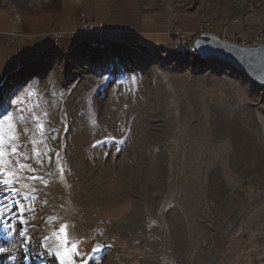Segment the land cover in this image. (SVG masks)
<instances>
[{
    "label": "rangeland",
    "instance_id": "rangeland-1",
    "mask_svg": "<svg viewBox=\"0 0 264 264\" xmlns=\"http://www.w3.org/2000/svg\"><path fill=\"white\" fill-rule=\"evenodd\" d=\"M134 1L172 26L127 41L143 54L102 43L74 51L66 37L56 49L70 55L0 87V123L23 154L12 162L34 169L19 172L15 196L0 188V264H60L62 224L78 242L76 264H264V86L199 63L197 34L182 40L176 25L191 15L203 32L264 45V0Z\"/></svg>",
    "mask_w": 264,
    "mask_h": 264
},
{
    "label": "crops",
    "instance_id": "crops-1",
    "mask_svg": "<svg viewBox=\"0 0 264 264\" xmlns=\"http://www.w3.org/2000/svg\"><path fill=\"white\" fill-rule=\"evenodd\" d=\"M83 13L103 29L122 30V38L134 44L142 36L168 34L172 28L168 15L161 12L143 14L134 0H60L58 5L49 9L22 11L21 22L15 32L17 11L0 6V87L8 78L17 76L23 67L44 63L53 55H70L52 46L53 32H61V39L68 37L72 46L78 45L74 51L87 45L99 46L97 35L80 32ZM38 28L41 32H35ZM179 29L186 33L203 32L199 20L191 15L182 16Z\"/></svg>",
    "mask_w": 264,
    "mask_h": 264
},
{
    "label": "water",
    "instance_id": "water-1",
    "mask_svg": "<svg viewBox=\"0 0 264 264\" xmlns=\"http://www.w3.org/2000/svg\"><path fill=\"white\" fill-rule=\"evenodd\" d=\"M189 50L203 61L222 62L251 82L264 86V45H238L219 35L202 32L191 40Z\"/></svg>",
    "mask_w": 264,
    "mask_h": 264
},
{
    "label": "snow or ice",
    "instance_id": "snow-or-ice-1",
    "mask_svg": "<svg viewBox=\"0 0 264 264\" xmlns=\"http://www.w3.org/2000/svg\"><path fill=\"white\" fill-rule=\"evenodd\" d=\"M9 134L5 135L4 125L0 123V188H4L6 191H10L13 196L17 194V190L12 187L16 179L19 177V172L24 169L34 171L30 165L21 163L19 159L15 161V164L12 162L13 156L23 155L19 146L14 143L18 140L19 137L12 131V125H8ZM37 127L43 132V124L37 123ZM38 156L40 153L35 152ZM29 158V157H25ZM62 171V170H61ZM32 179H42L40 177L32 176ZM0 203H3L0 201ZM23 209H20V216L18 219L22 220ZM5 212L3 209H0V221L4 219ZM22 235V233H21ZM55 239L58 241L59 248L55 253V256L60 261V264H76L74 257L79 256V246L75 238L71 236L70 226L67 224H62L58 229V232L54 234ZM47 238V237H46ZM4 248H0V253H3Z\"/></svg>",
    "mask_w": 264,
    "mask_h": 264
},
{
    "label": "built area",
    "instance_id": "built-area-1",
    "mask_svg": "<svg viewBox=\"0 0 264 264\" xmlns=\"http://www.w3.org/2000/svg\"><path fill=\"white\" fill-rule=\"evenodd\" d=\"M81 29L80 32L82 34H92L97 35L100 39V44H105L109 47H120V48H128L133 52H137L139 54H143L142 51L138 50L139 48L134 47L135 45H130L127 41L122 38V30L120 29H103L100 28L95 22H92L85 18V15H81ZM21 15L19 13L14 16V28L13 31H17V27L20 25ZM179 21L176 22V25H179ZM61 32H53L52 33V46L54 48L58 47L59 41L62 38ZM180 38L182 40L194 36L193 33H183L179 31ZM261 39L256 38L254 44H260ZM244 44V43H242ZM42 70V62H38L27 67L21 68L22 73H35ZM18 76V75H17ZM17 76H13L17 78Z\"/></svg>",
    "mask_w": 264,
    "mask_h": 264
},
{
    "label": "trees",
    "instance_id": "trees-1",
    "mask_svg": "<svg viewBox=\"0 0 264 264\" xmlns=\"http://www.w3.org/2000/svg\"><path fill=\"white\" fill-rule=\"evenodd\" d=\"M197 35H198V34H197ZM197 35H195V36H197ZM85 44H86V43H85ZM187 45H188V44L185 45L186 49H188ZM86 47H88V45H87ZM90 47H91V46H90ZM111 51H112L115 55H118V54H120V51H121V50H120L118 47H112ZM196 59H197V61H198L199 63H202V62H203V60H201L200 58H198V56H196ZM96 61H97V58H96V56H95V58H93V62H96ZM32 264H34V263H32Z\"/></svg>",
    "mask_w": 264,
    "mask_h": 264
}]
</instances>
